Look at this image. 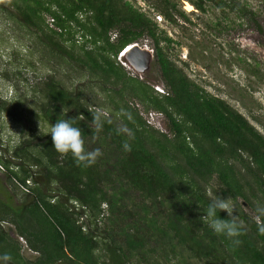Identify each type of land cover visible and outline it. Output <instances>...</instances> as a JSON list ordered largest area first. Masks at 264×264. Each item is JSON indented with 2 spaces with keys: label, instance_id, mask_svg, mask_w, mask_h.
Listing matches in <instances>:
<instances>
[{
  "label": "trees",
  "instance_id": "trees-1",
  "mask_svg": "<svg viewBox=\"0 0 264 264\" xmlns=\"http://www.w3.org/2000/svg\"><path fill=\"white\" fill-rule=\"evenodd\" d=\"M147 1L170 24L189 21L176 0ZM188 1L201 12L211 2L247 16L234 0ZM0 16L26 29L61 69L88 79L71 89L48 76L34 88L35 115L49 127L75 117L85 149L103 153L78 167L49 132L31 130L24 100L0 98V117L21 129L17 144L0 148V256L9 254L8 264H264V235L253 221L264 205V134L189 77L150 15L129 0H0ZM144 40L154 45L165 93L118 60ZM91 112L106 118L98 133ZM150 112L166 119L168 132L147 123ZM27 180L30 192H20L16 181ZM218 196L233 198L246 225L237 247L201 219ZM21 238L36 254L23 252Z\"/></svg>",
  "mask_w": 264,
  "mask_h": 264
},
{
  "label": "rangeland",
  "instance_id": "rangeland-1",
  "mask_svg": "<svg viewBox=\"0 0 264 264\" xmlns=\"http://www.w3.org/2000/svg\"><path fill=\"white\" fill-rule=\"evenodd\" d=\"M129 1L150 15L173 40L169 53L192 80L226 101L264 134V1L234 0L246 8L247 16L240 18L233 9L222 11L212 7L211 2L206 3L208 11L201 12L188 0H176L189 19H179L177 24H170L165 19L157 21L159 13L149 8L147 0ZM186 3L193 7L189 12ZM48 23H51L50 19ZM30 38L26 29L6 22L0 16V98L9 102L24 100L29 105L27 117L32 120L31 130L47 133L50 127L35 115L34 100L39 97L35 86L52 75L71 89L88 79L80 80L75 69H61L45 47L36 45ZM140 44L154 49L151 40ZM119 62L125 66L124 59ZM156 62L152 78L143 81L156 91L164 90ZM144 116L148 124L168 132L167 121L162 115L150 112ZM20 133L21 129L9 117L4 114L0 117V148L17 144ZM4 172L0 169V177ZM2 185L6 186L5 180H0V189ZM23 252L28 254L24 249Z\"/></svg>",
  "mask_w": 264,
  "mask_h": 264
},
{
  "label": "clouds",
  "instance_id": "clouds-1",
  "mask_svg": "<svg viewBox=\"0 0 264 264\" xmlns=\"http://www.w3.org/2000/svg\"><path fill=\"white\" fill-rule=\"evenodd\" d=\"M129 47L124 50H127ZM91 115L94 132L98 133L102 130L106 118L97 112H91ZM129 119H131L130 115ZM75 124V117L70 119H58L53 125H51L48 135L50 134L51 136L54 149L62 157L71 154L78 167L82 166L88 168L93 166L103 153L99 148L91 151L85 149V141L83 139L82 131L80 128L74 126ZM116 131L117 134H127L128 132L127 129L121 128H117ZM123 147L125 151H131L129 143L124 142ZM235 210L236 207L233 204V198H223L218 196L211 200L208 206L203 210L205 214L201 217L215 234L225 236L231 242L233 247L242 244L240 237L246 232V225L239 216L234 215ZM221 211L227 212V219L220 218L218 213ZM253 221L257 225L259 234L264 235V205L257 204ZM10 260L11 256L7 253L0 256V262H2V264H8Z\"/></svg>",
  "mask_w": 264,
  "mask_h": 264
},
{
  "label": "water",
  "instance_id": "water-1",
  "mask_svg": "<svg viewBox=\"0 0 264 264\" xmlns=\"http://www.w3.org/2000/svg\"><path fill=\"white\" fill-rule=\"evenodd\" d=\"M129 47V46H128ZM125 66L133 71L141 80L151 79L154 63L157 60L155 49L147 45L135 43L123 55Z\"/></svg>",
  "mask_w": 264,
  "mask_h": 264
},
{
  "label": "built area",
  "instance_id": "built-area-1",
  "mask_svg": "<svg viewBox=\"0 0 264 264\" xmlns=\"http://www.w3.org/2000/svg\"><path fill=\"white\" fill-rule=\"evenodd\" d=\"M162 20H163V17H162L161 15H158V16H157V21L161 22ZM50 22H51V24H52V20H51V19H50ZM113 36H115V34H114ZM80 40H82V37L79 36V41H80ZM125 51H126V50L122 51V52L119 54L118 59H119L120 61L122 60V57H123V54H124ZM157 91L160 92V93H165L164 90H162V89H160V90L157 89ZM0 169L3 170V171H5V167H4L2 164H0ZM16 185H17L18 187H20V188L23 190L22 192L29 193V192H30L29 187L32 186L33 183H32V180H27L26 184H23V183H21V182H19V181H16ZM4 225H8V223H4L3 226H4ZM20 240L22 241L23 249H24L27 253H32V254L35 253V252H32V251L28 248L27 243H26L25 240H23L22 238H21ZM35 254H36V253H35Z\"/></svg>",
  "mask_w": 264,
  "mask_h": 264
},
{
  "label": "bare ground",
  "instance_id": "bare-ground-1",
  "mask_svg": "<svg viewBox=\"0 0 264 264\" xmlns=\"http://www.w3.org/2000/svg\"><path fill=\"white\" fill-rule=\"evenodd\" d=\"M193 9L192 5L190 3H186V10L189 12Z\"/></svg>",
  "mask_w": 264,
  "mask_h": 264
}]
</instances>
